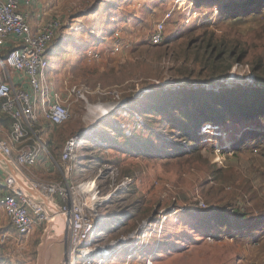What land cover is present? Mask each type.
<instances>
[{
    "label": "rangeland",
    "instance_id": "1",
    "mask_svg": "<svg viewBox=\"0 0 264 264\" xmlns=\"http://www.w3.org/2000/svg\"><path fill=\"white\" fill-rule=\"evenodd\" d=\"M59 2L54 15L63 31H58L50 45L51 74L46 80L67 101L69 117L51 129L41 119L43 138L53 142L52 151L47 148L53 168L38 179L52 182L62 178L59 156L64 143L87 129L89 135L69 164V180L74 184L92 180L101 171L96 179L101 193L117 189L101 206L105 221H101L102 234L96 243L109 245L126 238L116 253L105 261L95 259L93 264H263L264 221L257 226L234 225L231 232L219 234L221 214H210L208 209L238 207L256 213L264 208V158L257 150L259 145L248 141L242 149L233 148L245 130L264 132V119L202 122L188 132L198 142L197 150L187 147L177 153L176 144L185 143L178 122L171 121L168 111L150 112L147 106L149 88L169 87L164 92L174 93L184 88L177 85H184L188 90L189 85L201 83L200 71L203 77L209 75L200 60L202 52L197 58L196 49L201 39L211 37L210 32L214 35L209 48L212 55H222L228 65L225 78L212 82L220 86L211 89L256 86L254 75L264 77V18L243 14L238 20L226 18L221 13L222 0H205L200 6L195 0ZM161 20H165L163 40L153 46L151 35ZM116 32L121 46L118 52L113 51ZM186 46L191 52L185 51ZM258 66L262 67L260 73L254 72ZM210 68L220 71V64L211 63ZM181 72H190L194 81L184 83ZM118 103H126V107L96 124L88 123L93 110ZM181 110L184 107L173 112L176 118ZM121 127L125 135L119 134ZM123 136L138 137L140 151L120 149L116 141ZM142 140L154 145L145 148ZM126 178L130 179L128 185L122 182ZM125 210L133 218L107 232L108 222L104 223ZM126 217H120L118 223ZM229 222L234 223L232 215ZM48 227V223L36 226L29 236L19 238L0 208V264H42ZM66 242L67 237L53 245L50 264L69 262ZM73 262L84 264L78 259Z\"/></svg>",
    "mask_w": 264,
    "mask_h": 264
},
{
    "label": "built area",
    "instance_id": "2",
    "mask_svg": "<svg viewBox=\"0 0 264 264\" xmlns=\"http://www.w3.org/2000/svg\"><path fill=\"white\" fill-rule=\"evenodd\" d=\"M36 1L0 0V46L10 38L19 44L7 52L3 59L0 58V64L6 70L15 72L21 83L27 85V89H24L14 87L8 81H0L1 108L11 119L10 137L0 138V170L5 174L1 185L10 190L9 193L0 191V208L19 238L29 236L36 225L49 223L57 216L69 220V262L74 263L78 259L84 264H93L95 259L100 258L86 256V251L91 250L96 254L105 250L113 251L122 246L126 238L113 241L109 245L96 243L102 234L101 221H105L100 212L101 206L109 201L117 189L101 193V184L96 183L101 171L92 180L77 184L69 180L72 169L69 164L75 158L77 147L83 143V138L89 135L87 129L71 136L64 143L60 157L64 168L59 181L42 182L28 175V168L35 165L40 154L51 157L38 128L41 119L58 126L69 117L67 101L46 80L49 66L46 54L58 31L63 30V25L58 18H51L32 29L23 6L29 7ZM164 21L161 20L155 26V32L151 35L153 45L163 40ZM114 36L117 42L113 51L118 52L121 47L119 33L116 32ZM144 91L149 92L146 89ZM119 105L123 107L126 103ZM27 141L31 142L28 148L24 147ZM14 144L19 145L15 157ZM9 166H14L20 172L32 189L39 193L40 198L28 192L18 182L6 169ZM122 182L128 185L130 179L126 178ZM42 198L47 199L50 205L44 203Z\"/></svg>",
    "mask_w": 264,
    "mask_h": 264
},
{
    "label": "trees",
    "instance_id": "3",
    "mask_svg": "<svg viewBox=\"0 0 264 264\" xmlns=\"http://www.w3.org/2000/svg\"><path fill=\"white\" fill-rule=\"evenodd\" d=\"M195 2L200 6L205 3V0H195ZM221 13H225L226 18L237 20L242 14L245 16H254V18L256 19L260 17L264 18V0H222ZM210 36L211 37H209L208 39L205 37L206 42L204 39H201L200 46H198L196 49L197 58H199L200 52H202V58H200V60L202 61V66L204 67L203 69L209 71V75H206L204 77V72L200 71L198 73V75L200 76V84H213L212 82H214L215 80H218L219 78H225L228 68L226 60L222 59V55H217V57L212 55V51H210L209 49L213 47L211 45L214 37L212 32H210ZM158 45L159 44L153 46ZM186 50L188 52H191L192 49L191 47L186 46L185 51ZM211 63H219L220 71L210 68ZM261 68V66L255 67L254 72L260 73ZM190 74V72L188 74L181 72L179 77L185 78L184 83H190L194 81L193 76ZM254 76L256 82V86L254 87H244L243 85H239L237 88H223L221 86L220 89L218 88L216 91H214L211 88L209 90L202 89L201 86H197V88H200V90H198L195 89L196 87H189L190 85L188 86L187 90V86L182 85L179 87L184 88H181L182 90H175L176 92L174 93H171L170 91L164 92V90L169 89V87H151L149 88L150 92L148 93L151 102L150 105L147 106V109L150 112L158 113L168 111L169 115L171 116V121L178 122L177 128L182 131L184 136L183 140L185 141L187 146H184L185 143L176 144V146L179 148L177 153L185 152L187 147L193 151H196L198 142L192 139L188 134L190 127L198 129L202 122L220 124L222 121H225L228 118L234 120H240L242 118L249 119L254 117L264 119V77L263 75L259 74H255ZM218 85L220 86V84ZM190 88L193 89L190 90ZM159 89L160 92L156 91ZM196 90L198 91L196 92ZM177 107H184V110H181L179 117L176 118L173 112ZM106 120L108 121L109 119ZM52 127H56V125L48 122L47 128L51 129ZM112 128L114 129L118 127L116 125H113ZM40 131H42L43 134V129L40 128ZM119 134L125 135L124 128L121 127V129L119 130ZM138 140V137L123 136V139L120 142H116L119 144L120 149L125 148L127 149L128 153H133L134 151H140V146H138L140 142ZM248 141L251 144L259 145L257 147V150L264 158V132L245 130L242 133L241 137L236 141V143L233 144V148L238 147L239 149H242L241 145L245 144ZM45 142L46 147L50 151H52L53 142L51 140H46ZM141 145L145 148H148L150 145L153 146L154 144L152 142H149V145H147V140H142ZM249 146L250 145H247L246 147ZM60 157L61 153L59 158ZM208 210L210 211V214H216L218 216H220L221 214V219L219 221V234H221L224 230H229L231 232L234 225L246 226L251 225L252 223L253 225L257 226V224L264 221V208L257 210L256 213L255 211L253 213H248L249 210L242 211L238 207H233V209L227 210L224 207H210ZM127 213L128 212L125 210V212L116 215L114 219H110L109 221L107 220L105 223L106 225L108 222L109 226L107 232H109V230L111 229L115 230L123 226L124 224H127L125 222H129L133 218V215L129 216L127 215ZM124 215L127 216L125 221H123L122 223H118L119 218ZM229 215L233 216V224L229 222ZM211 218L212 216L209 215V219Z\"/></svg>",
    "mask_w": 264,
    "mask_h": 264
},
{
    "label": "crops",
    "instance_id": "4",
    "mask_svg": "<svg viewBox=\"0 0 264 264\" xmlns=\"http://www.w3.org/2000/svg\"><path fill=\"white\" fill-rule=\"evenodd\" d=\"M59 6H60L59 0H37L29 7L23 6V9L27 13V19L29 25L31 26L32 29H36L40 24L45 23L49 19L58 18L57 17L58 15H54V14L57 12ZM60 31L62 32L63 30ZM18 46H19L18 41L14 40L13 38H10L9 40L6 41V43L3 46H0V58L3 59V57L6 55L7 52ZM52 48L53 47L50 46L46 54L48 62H50V56H48V53L50 52V50H52ZM47 74H51L49 67L47 69ZM4 80L8 81L14 87L27 89V85L21 83L18 75L15 72L11 70H6L0 64V81H4ZM43 124L44 123L41 121V124L38 128L44 130L45 127H43ZM10 135H11V119L2 111L1 101H0V137L6 139L10 137ZM44 143L46 145L45 139H44ZM30 144L31 142L27 141L24 147L28 148ZM13 147H14L13 155L15 157L16 153L18 152L17 149L19 148V145L14 144ZM52 162L53 161L50 156H46V154H40L35 165L28 168V175L30 174L32 178H39V176H43L44 174L49 173L50 170H52L51 168H53ZM4 177L5 174L3 173V171L0 170V191L2 193H9L10 190L1 185V183L4 180Z\"/></svg>",
    "mask_w": 264,
    "mask_h": 264
},
{
    "label": "water",
    "instance_id": "5",
    "mask_svg": "<svg viewBox=\"0 0 264 264\" xmlns=\"http://www.w3.org/2000/svg\"><path fill=\"white\" fill-rule=\"evenodd\" d=\"M200 85V84H199ZM199 85H194L193 87H197ZM214 85H218V84H202L200 85L203 89L206 87L208 88L210 86V88H213ZM179 86V85H177ZM219 86V85H218ZM177 90V89H175ZM217 90V88L215 89ZM159 91V90H157ZM143 92H145L143 90ZM12 175H14L18 182L30 193H32L34 196L39 197V193H37L35 190L32 189V187L30 186V184L28 183V181H26L22 175L20 174V172L14 167V166H9L8 168H6ZM43 202L46 203V204H49L50 205V202L45 199V198H42ZM62 221V223H66L65 221H67V227H66V230H67V233L66 235L64 236H58L57 234V229H56V225H58V223ZM49 227L48 229L44 230V233L46 232L45 234V242H44V245H43V250H42V254H41V260H42V264H50V258L52 257L51 255V248L53 247V245H55V243L57 241H60V240H64V238L66 239L67 237V242L66 244L68 245L69 243V233H70V222L69 220H65L64 218L60 217V216H57L54 218V220L50 221L48 223ZM68 235V236H67ZM67 253H68V250H67ZM68 258V256H67ZM66 264H68V262H66Z\"/></svg>",
    "mask_w": 264,
    "mask_h": 264
},
{
    "label": "bare ground",
    "instance_id": "6",
    "mask_svg": "<svg viewBox=\"0 0 264 264\" xmlns=\"http://www.w3.org/2000/svg\"><path fill=\"white\" fill-rule=\"evenodd\" d=\"M118 104H110L107 106H102L100 108H98L97 110H93L91 115L88 118V123H90L91 125L96 124V122H98L100 119H102L103 117H106L107 115H109L111 112H113L114 110H118L119 107L120 109L126 107V106H121ZM66 223H62V221H60L58 223V225H56V229H57V234L58 236H64L67 233L66 227H67V221H65ZM122 246L116 248L113 251H109V250H105L101 253H94V251L88 250L86 251V256H89L91 258H103L101 259V261H105L107 258H109L110 256L113 255V253H116L117 250H119ZM94 253V254H93ZM69 264H73L72 262H69Z\"/></svg>",
    "mask_w": 264,
    "mask_h": 264
}]
</instances>
